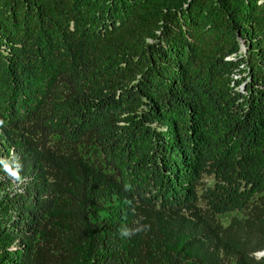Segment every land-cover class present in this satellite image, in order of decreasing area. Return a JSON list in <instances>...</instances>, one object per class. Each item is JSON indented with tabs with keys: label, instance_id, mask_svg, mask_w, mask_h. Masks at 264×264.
Masks as SVG:
<instances>
[{
	"label": "trees",
	"instance_id": "16d2710c",
	"mask_svg": "<svg viewBox=\"0 0 264 264\" xmlns=\"http://www.w3.org/2000/svg\"><path fill=\"white\" fill-rule=\"evenodd\" d=\"M0 120V264H264V0H0Z\"/></svg>",
	"mask_w": 264,
	"mask_h": 264
},
{
	"label": "rangeland",
	"instance_id": "374dc122",
	"mask_svg": "<svg viewBox=\"0 0 264 264\" xmlns=\"http://www.w3.org/2000/svg\"><path fill=\"white\" fill-rule=\"evenodd\" d=\"M246 48L245 44L243 41H241V49L244 51ZM64 90V88L62 87V85H58L56 87V95L55 96H60L62 94V91ZM3 143L4 140L0 139V149L2 150L3 148ZM8 153V155H7ZM12 149L8 148V150H5L3 152H0V181L3 180L5 181L4 183L0 182V198H2L5 195H9V196H13L15 193L19 194L20 192H23V188L21 186V180H17L14 177H12V179L10 180H6L5 179V168H6V163L5 161L8 159L12 158ZM204 181L206 182V184L208 185H212L214 182V179L212 176H205ZM233 213H224L219 215V218L224 222L227 223L230 219V216ZM17 241H15L12 245L11 248L14 247V244H16Z\"/></svg>",
	"mask_w": 264,
	"mask_h": 264
},
{
	"label": "clouds",
	"instance_id": "9594fccd",
	"mask_svg": "<svg viewBox=\"0 0 264 264\" xmlns=\"http://www.w3.org/2000/svg\"><path fill=\"white\" fill-rule=\"evenodd\" d=\"M3 123L4 122L2 120H0V125H2ZM12 176L16 177V179H20V177L16 173H13ZM124 234L126 235L127 233L125 232Z\"/></svg>",
	"mask_w": 264,
	"mask_h": 264
},
{
	"label": "built area",
	"instance_id": "2783aa9c",
	"mask_svg": "<svg viewBox=\"0 0 264 264\" xmlns=\"http://www.w3.org/2000/svg\"><path fill=\"white\" fill-rule=\"evenodd\" d=\"M12 149V152H13V148H11ZM12 157H13V153H12ZM22 180H21V183H23V181H25V180H28L29 179V177L27 176V175H25L24 177H22L21 178ZM20 180V179H19Z\"/></svg>",
	"mask_w": 264,
	"mask_h": 264
}]
</instances>
